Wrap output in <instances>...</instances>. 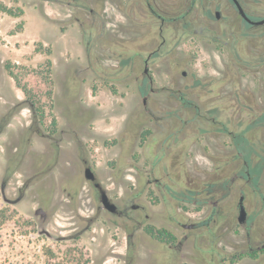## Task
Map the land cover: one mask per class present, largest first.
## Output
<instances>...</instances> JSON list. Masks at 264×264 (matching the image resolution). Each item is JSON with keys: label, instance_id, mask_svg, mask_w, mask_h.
Segmentation results:
<instances>
[{"label": "flooded vegetation", "instance_id": "obj_1", "mask_svg": "<svg viewBox=\"0 0 264 264\" xmlns=\"http://www.w3.org/2000/svg\"><path fill=\"white\" fill-rule=\"evenodd\" d=\"M55 2L85 8L88 13L84 33L92 57L90 69L96 74L101 71L118 77L134 75L138 81L139 90L144 94L143 106L132 113L118 142L128 149L135 145L137 129H140L137 125L144 116L150 125L140 132L138 146L150 157H146L145 167H140L138 162H110L116 177L127 167L136 172L129 195L116 201L94 167L89 143L83 135L90 114L89 109L76 103L74 97L78 76L83 71L77 66L66 71L67 98L64 103L56 102L49 126L43 124L41 112L34 109L27 98L12 104L11 112L19 106L21 109L27 107L30 112V123L14 154L27 155L31 134L44 137L48 141L47 149L36 154V166L40 168L37 175L52 177V172L60 170L62 160L68 155L62 143L69 139L71 154H76L78 163L67 162L61 173L63 196L77 205V212H80V203L93 207L95 215H88L87 221L91 222L105 212L107 217L125 228L126 251L119 254L124 264H137V249L142 243H147L150 249L145 264H227V261L232 263L233 256L241 254L254 260L255 264H264V182H259V177L264 175V88L255 95L241 81L251 74L261 80L262 87L264 85V45L249 39L254 35L252 32L264 24L249 23L233 0L215 2L217 21L228 22L229 27L232 21H239L238 31L231 39L212 40L214 52L227 57L223 70L218 72L221 76L209 77L206 82L198 74L189 75L182 69L185 81L181 87H162L175 102L158 109L148 103V94L157 91L153 86L157 78L155 69L166 62L169 55L176 56L177 49L192 36H212V0H116L115 39L109 55L113 65L107 63V66L93 51L94 38L98 37L95 32H102L105 22L99 8L78 0ZM239 2L245 12V5L258 9L264 6V2L255 3L254 0ZM225 8L234 10V14L226 18ZM96 20L100 21V26ZM243 21L255 29H244ZM248 44L254 51L249 50ZM176 63V70L182 68L180 61ZM172 74L170 80H173ZM228 87L230 89L226 90ZM59 113L64 119L63 125L59 123ZM6 117L1 115L0 122ZM234 123L240 131L229 129ZM205 135L214 140L213 167L205 171L207 177L201 179L188 168L186 159L191 157L193 146ZM128 149L124 154L129 152ZM133 158H139L136 152ZM29 187L30 184L23 183L17 198L10 200L24 199ZM55 191L54 182L46 184L43 180L36 185L34 200L37 209L42 210L38 213L40 218L46 214ZM104 195L116 205L115 211L104 206ZM142 196L145 203L139 202ZM241 202L246 210L243 223L239 221ZM119 218L128 223L119 222ZM238 227L244 231L243 245L231 242L232 251L225 250L222 241L228 240L227 236Z\"/></svg>", "mask_w": 264, "mask_h": 264}, {"label": "rangeland", "instance_id": "obj_2", "mask_svg": "<svg viewBox=\"0 0 264 264\" xmlns=\"http://www.w3.org/2000/svg\"><path fill=\"white\" fill-rule=\"evenodd\" d=\"M79 1L99 8L100 14H103L104 28H102V32L100 30L95 32L98 37L94 38L93 51L98 60L103 61L106 66L107 63L113 65V60L109 61V55L115 39L113 18L116 0ZM4 2L8 5L23 7L25 16L14 22L11 16L0 12V116L7 115L5 121L0 122V209L5 210L6 216L5 223L0 226V258L4 260L3 264H124L123 258L119 254L123 255L126 251L125 228L107 217L105 212L101 215L98 214L95 220L87 221L85 218L89 217L88 215H95L93 207L80 203V212H77V205L63 196L61 173H63L67 162H72L74 165L78 163L76 154H71L72 148L69 139L62 143L68 152V157L66 156L62 160L60 170L55 169L52 172V177L51 175H37L40 168L36 166V154L47 149L48 141L44 137L37 133L31 134L30 151L27 155L17 156L14 154L23 131L30 123V112L27 107L21 109V106L11 112L12 104L26 96L21 89V91H17L14 80L7 74L5 64L7 61H11L13 64L24 67L25 71L20 74L21 81L41 101V111L44 115L42 121L46 127L50 124L56 102L64 103V99L67 98L65 90L67 69L74 66L83 68L78 76V87L74 91L76 103L89 109V122L85 126L86 131L83 132V135L85 134V140L89 143L92 163L102 178L103 184L108 187V191L116 201H122L129 195L136 172L133 168L127 167L120 176L116 177L115 170L110 168V162L115 161L119 164L138 162L140 167H145L147 166L146 157H150V154H144L142 148L138 146L140 132L146 129L144 127L150 125L147 119L145 122L144 116L137 125H140V129L138 128L139 131L137 129L135 145L128 149V146L118 142L132 113L142 109L144 94L140 92L138 81L134 79V75L118 77L101 71L96 74L88 67L92 57L88 51L84 33L87 28L85 19L89 18L85 8L80 9L53 0H19L16 3L4 0ZM215 2H219V0H212V36L199 34L192 36L188 42L177 49L176 56L169 55L166 62L158 65L155 69L157 78L154 79L153 86L157 91L148 94V103L158 109L175 102L173 99L171 101L166 91H162V87L170 85L175 88L181 87L185 81L181 73L182 69H185L189 75L198 74V77L205 79L206 82L209 77L221 76L218 72L223 70L227 57L214 52L212 40L231 39V35L238 31L236 26L239 21H232L230 27L228 22L217 21L214 15V11L217 10ZM254 2L262 3L264 0H254ZM195 13H198L197 8H195ZM223 13L227 18L234 14V10L225 8ZM246 13L251 19H262L264 18V6L257 9V13ZM76 17H81L82 20H77ZM21 19H25L27 22L26 30L22 34H11V30ZM96 23L97 26H100L99 20H96ZM242 24L244 29L251 31L255 29L245 21ZM252 33L254 35L249 39L258 40L264 45V26ZM38 41L50 45L53 49L54 69L51 76L54 80V103L52 106L48 102L49 84L46 79L33 72L38 64L45 60L43 54L33 59L35 55L34 43ZM248 47L249 50L254 51L251 44H248ZM38 61L40 62L38 63ZM176 61L182 63V68L179 70H176L178 66ZM171 72L173 80L169 79ZM241 81L255 95L261 88H264L261 80L251 74L245 75ZM209 88L211 86H208ZM228 89L230 87L226 88V90ZM17 94L22 97L17 98ZM60 108L58 105L57 111L61 110ZM59 118V123L63 125L64 119L62 116ZM229 129L240 131L235 123L231 124ZM213 144L212 137L202 136L199 142L193 146L191 157L186 159L188 168L193 173L199 174L201 179L206 178L207 172L205 171L211 170L213 167ZM126 149L129 152L124 154ZM230 151H234V149L230 148ZM135 152L139 156L137 160L133 158ZM41 178L43 179L41 180ZM5 179L7 180L3 197L1 184ZM43 180L46 184L54 182L56 191L46 214L40 218L35 213L37 202L34 200V190L36 185ZM25 182L30 184L27 196L18 201H11L17 198L18 189L23 187ZM259 182H264V175L259 177ZM139 202L145 203V197L142 196ZM201 215H203L202 212ZM119 222L128 223L122 218H119ZM41 225L50 232L51 236L39 233ZM243 236V229L238 227L234 233L227 236L228 240L222 241L221 245L225 250L232 251L230 243L233 242L238 246L243 245ZM146 244L142 243L137 249V264H145L149 257L150 249ZM49 250L54 255H51ZM255 263L254 260L245 256L235 263L227 261V264Z\"/></svg>", "mask_w": 264, "mask_h": 264}, {"label": "trees", "instance_id": "obj_3", "mask_svg": "<svg viewBox=\"0 0 264 264\" xmlns=\"http://www.w3.org/2000/svg\"><path fill=\"white\" fill-rule=\"evenodd\" d=\"M11 2L16 3L19 0H10ZM55 1V0H54ZM64 2H72L73 0H62ZM78 2H80L78 0ZM245 10L246 12H255L257 13V6L256 7H251L250 5H245ZM0 12L6 13L7 15L14 17V18H23L25 15V10L23 7L20 6H14V5H8L4 2V0H0ZM26 24L25 19H21L15 27L11 30V34H16L19 32H22L24 30ZM264 26V25H262ZM260 26V27H262ZM257 30V29H256ZM34 53H39L43 54L45 56V60L42 63H39L38 66L33 70L34 74L37 76L46 79L47 83L50 86V91L48 94V102L51 104V106L54 103V96H53V85H54V80L52 78V72L54 69V60H53V49L50 45H45L43 42L38 41L34 43ZM264 60V58H263ZM5 69L7 73L13 78L16 86L22 90L24 95L26 96L30 103L31 106L34 109H37L41 112V117L43 118V111H41V101L32 93L28 87L22 83L20 74H22L23 71H25L24 67H20L16 64H13L11 61H7L5 64ZM263 120H264V115H263ZM143 136L145 138L146 133H143ZM2 186V184H1ZM2 192V191H1ZM6 216H5V210L0 209V226H2L5 223ZM50 251L51 255H54V253ZM245 255H238V256H233L231 259L232 263L237 262L238 260L242 259ZM252 258H258L256 255H251ZM4 260L0 258V264H3Z\"/></svg>", "mask_w": 264, "mask_h": 264}, {"label": "water", "instance_id": "obj_4", "mask_svg": "<svg viewBox=\"0 0 264 264\" xmlns=\"http://www.w3.org/2000/svg\"><path fill=\"white\" fill-rule=\"evenodd\" d=\"M237 6V8L239 9V12L240 14L251 24H254V25H262L264 24V18L262 19H258V20H254V19H251L247 14L246 12L244 11L242 5L240 4L239 0H233ZM1 191H2V195L4 197V194H5V187H4V184L2 183V186H1ZM4 200L8 201L6 198H4ZM103 203H104V206L109 209L110 211H115L116 210V205L112 202L109 201L108 199V196L107 195H104L103 197ZM42 210L40 209H37L36 210V214L40 213ZM246 220V210H245V206L244 204L241 202L240 203V216H239V221L240 223H243L244 221ZM41 229L39 230V233L40 234H46L47 236H51L50 232L44 228L42 225L40 226Z\"/></svg>", "mask_w": 264, "mask_h": 264}, {"label": "crops", "instance_id": "obj_5", "mask_svg": "<svg viewBox=\"0 0 264 264\" xmlns=\"http://www.w3.org/2000/svg\"><path fill=\"white\" fill-rule=\"evenodd\" d=\"M25 16V15H24ZM13 19H14V22H16L17 20H19L20 18H14V17H12ZM27 23V22H26ZM26 30V24H25V27H24V30L22 31V32H19L20 34H22L24 31ZM40 54L39 53H35V55H34V57H33V59L34 58H37V56H39ZM40 61H38V63H39ZM8 74V73H7ZM9 75V74H8ZM9 77L13 80V78L9 75ZM14 84H15V82H14ZM15 87L17 88V91L18 90H20L17 86H16V84H15ZM21 91V90H20ZM21 95H18L17 94V98H21L20 97Z\"/></svg>", "mask_w": 264, "mask_h": 264}]
</instances>
